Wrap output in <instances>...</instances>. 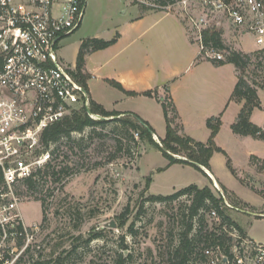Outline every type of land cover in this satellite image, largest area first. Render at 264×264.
Segmentation results:
<instances>
[{"label":"rangeland","instance_id":"1","mask_svg":"<svg viewBox=\"0 0 264 264\" xmlns=\"http://www.w3.org/2000/svg\"><path fill=\"white\" fill-rule=\"evenodd\" d=\"M129 1L86 0V12L80 28L57 44L56 54L63 67L72 74L76 73L73 59L79 41L93 36L110 38ZM131 1L147 9L180 10L175 5L178 0L166 7H159L153 0ZM190 7L195 14L203 11L201 0H192ZM208 19L210 24L214 20L219 21L223 42L229 51L252 54L243 72L238 71V74L244 75L257 90L260 108H254L251 115L254 124L262 125L264 54L254 55L264 47L256 46L250 34L229 24L221 14L209 15ZM222 52L224 55L227 53ZM200 60H205L201 54L197 61ZM192 70L182 75L187 76ZM162 127L157 133H165L166 125ZM179 133L185 135L181 131ZM195 133L202 137L200 131ZM209 135L210 130L205 140L200 141L205 142ZM213 140L222 151H215L209 159L206 169L211 175L193 164L169 165L162 150L114 120L105 125L87 126L82 131L71 132L69 137L59 138L54 145L58 154L56 167L66 166V173L61 174L58 181L50 176L37 181L36 193L24 196L20 205L27 224H41L36 238L40 246L38 249L33 246L28 260H49L48 264H115L119 253L124 258L125 244L133 254L138 251L150 253L155 249L156 240L163 241L172 234L175 206L147 201V196L169 195L190 184L198 187L211 185L212 192L217 194L213 177L231 204V208L226 209L230 217L248 237L264 243V170L257 169L258 162L251 159L255 155L246 156V152L251 151L264 157V141L237 135L228 124L219 127ZM254 170L261 171L263 175L255 174ZM146 178H149L148 188ZM36 195L45 198L48 212L45 220H42V207L40 200L35 199ZM126 206V222L119 227L117 216ZM110 219L115 220L116 228L102 227V223ZM131 222H134L135 233L128 230ZM98 231L101 233L99 237L85 241L89 232ZM125 263L124 260L122 264ZM127 264H136V261L134 259Z\"/></svg>","mask_w":264,"mask_h":264},{"label":"built area","instance_id":"2","mask_svg":"<svg viewBox=\"0 0 264 264\" xmlns=\"http://www.w3.org/2000/svg\"><path fill=\"white\" fill-rule=\"evenodd\" d=\"M191 1L178 0L175 5L202 58L224 59L222 51L203 45L209 15L221 14L250 34L256 46L264 47V0H201L203 11L198 14L191 12ZM84 2L0 0V264H28L33 246H40L36 238L41 224L25 222L20 205L26 195L17 190H26V179L47 177L42 176L47 168H60L55 142L43 141L44 130L80 109L96 118L88 113L86 89L56 54L58 40L79 26ZM214 185L221 198L217 205L206 198L193 208V194L155 202L175 206V228L163 241L156 240L150 253L133 254L125 244V264L134 259L136 264H264V243L237 226L227 213L231 204ZM45 213L47 218V208Z\"/></svg>","mask_w":264,"mask_h":264},{"label":"crops","instance_id":"3","mask_svg":"<svg viewBox=\"0 0 264 264\" xmlns=\"http://www.w3.org/2000/svg\"><path fill=\"white\" fill-rule=\"evenodd\" d=\"M129 2L110 38L93 36L109 40L117 35L115 42L84 56L81 71L88 76L85 83L89 98L105 110L136 114L152 127L158 142L165 134L157 133L165 124L161 104L165 97L175 109L173 126L194 140H205L209 134L206 125L209 118L219 116L220 126H231L241 107V103L230 100L237 81L235 66L228 62L217 65L209 59L197 61L199 47L194 46L190 26L179 10L147 9ZM86 7L85 0L81 22L74 31L80 28ZM81 41L73 59L74 66ZM190 70L193 71L191 74L182 75ZM109 80L119 83L125 91L137 94L124 93ZM147 90L152 91L151 96L142 94ZM256 125L263 127V124ZM197 131L201 132V138L195 135ZM217 135L218 132L215 137ZM246 154L247 157L255 155L264 162V157L251 151ZM254 173L263 175L261 171ZM212 181L221 187L214 177Z\"/></svg>","mask_w":264,"mask_h":264},{"label":"trees","instance_id":"4","mask_svg":"<svg viewBox=\"0 0 264 264\" xmlns=\"http://www.w3.org/2000/svg\"><path fill=\"white\" fill-rule=\"evenodd\" d=\"M156 5L159 7H166L168 4H172L177 0H153ZM222 28L216 22L210 24L207 28L202 30V42L205 47H212L219 51L227 52L224 55L223 60H211L213 63L219 65L223 63H232L235 66L237 71V81L233 88V91L230 95V100H234L236 102L241 103V107L237 113L235 121L231 125V130L233 133L240 136H251L256 139H261L264 141V130L262 127L257 126L250 120V116L252 110L254 108H260V101L257 95V90L252 83H250L244 75H239L238 71L243 72V69L247 66L248 62L251 60L252 54H246L241 51L231 50L229 51L228 47L223 42L222 38ZM115 35L113 38L109 40H103L99 38H86L81 41L79 46L75 69V76L77 80L84 86L86 89V79L88 76L82 73L81 69L84 63V56L87 52L103 49L107 46L111 45L116 40ZM260 54H264V48L256 51L254 56H259ZM109 83L123 91L127 94H137L135 92L125 91L122 86L113 81L109 80ZM87 91V89H86ZM143 95L151 96L152 91L147 90L142 92ZM89 110L94 115L101 116L100 119L91 118L86 114L84 109H80L78 111H74L70 115L66 116L63 120L56 122L50 126H48L43 132V141L45 143L48 142H56L61 137H69L71 132L73 131H82L87 126H96V125H105L107 122L114 120L118 122L120 125L126 126L128 129L132 131V134L136 132L140 135V137L147 138L148 141L153 144L155 147L160 149L159 144L152 138L151 132L155 133L152 127L144 120H142L139 116L133 113H122L115 110L108 111L105 110L101 105L97 104L93 100L89 98ZM163 116L165 120V136L159 139L160 144H162L168 151L182 156L183 158H176L168 155L166 152L163 154L168 158V164L171 165L173 163H184L191 164L189 161L196 162L203 167L207 168L209 159L215 151H222L214 143V136L217 134L220 127V118L219 116L215 118H209L206 122L207 127L210 130V135L205 142L196 141L186 135L180 134L178 128L173 126L175 109L173 104L167 100L165 97L162 102ZM122 115V116H121ZM176 117V116H175ZM132 136V135H131ZM161 150V149H160ZM251 159L253 161L258 162V168L264 170V162L259 161L255 156H252ZM227 165L229 166V162L227 161ZM231 169V168H230ZM66 166H62L59 169H55L54 167L47 168L44 170L42 176H50L54 181H58L60 174L66 173ZM234 173V170L231 169ZM33 179H26L25 185L26 190H17V193L24 196L27 195L30 191L32 193L36 192V184ZM149 178H146L145 184L148 188ZM181 194H193V208L199 206L204 202L207 198L214 205H217L221 198H218L215 193L212 192L209 186L198 187L194 184L187 185L183 188H180L174 191L169 195H148L146 200L150 202H163L169 201ZM35 199H40L41 207H42V220L46 219V202L44 197L35 196ZM141 210H138L140 212ZM128 213V206L125 207L124 211L117 216L118 218V226L122 227L125 225V215ZM134 222H131L128 225V230L132 233H135ZM102 230V229H101ZM100 231L98 232H89L88 237L86 238V242L91 241L94 238L100 236ZM127 246L124 245L123 248ZM60 260H58L59 262ZM124 258L122 254H118L115 264H122ZM49 260H35L33 262H29L28 264H48ZM20 264V263H17ZM26 264V263H21Z\"/></svg>","mask_w":264,"mask_h":264},{"label":"water","instance_id":"5","mask_svg":"<svg viewBox=\"0 0 264 264\" xmlns=\"http://www.w3.org/2000/svg\"><path fill=\"white\" fill-rule=\"evenodd\" d=\"M160 100H162V98H160ZM89 114H92L90 111H88ZM97 119H100L101 116L99 115H96ZM152 134V138L155 140L154 136H153V132H151ZM159 146H160V149L163 151V152H166L168 155L172 156V157H176V158H183L182 156H179L177 154H174L170 151H168L162 144H160V142L156 141ZM185 159V158H183ZM191 164L195 165V166H198L200 168H202L203 170H205V167H203L202 165L196 163V162H193V161H189ZM206 171V170H205ZM259 215V214H258ZM102 227H108V228H116V222L114 219H110L108 220L107 222H104L102 223Z\"/></svg>","mask_w":264,"mask_h":264}]
</instances>
